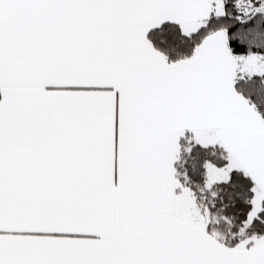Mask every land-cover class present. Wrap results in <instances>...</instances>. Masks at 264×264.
<instances>
[{
  "label": "snow or ice",
  "instance_id": "6c2138e0",
  "mask_svg": "<svg viewBox=\"0 0 264 264\" xmlns=\"http://www.w3.org/2000/svg\"><path fill=\"white\" fill-rule=\"evenodd\" d=\"M0 264H264V0H0Z\"/></svg>",
  "mask_w": 264,
  "mask_h": 264
}]
</instances>
